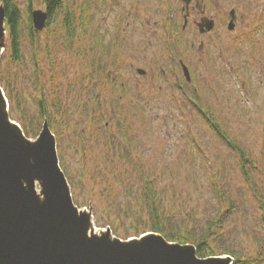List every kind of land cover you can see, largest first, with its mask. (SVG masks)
<instances>
[{"label":"rangeland","instance_id":"obj_1","mask_svg":"<svg viewBox=\"0 0 264 264\" xmlns=\"http://www.w3.org/2000/svg\"><path fill=\"white\" fill-rule=\"evenodd\" d=\"M18 1L27 15L28 0ZM39 1L34 0L33 8L46 10ZM92 2L94 26L81 39L78 51H64L59 30L53 26L40 31L37 57L26 43L23 59L16 62L10 56L7 33L0 41V79L13 91L9 99L3 87L11 118L18 123L21 118L17 98L28 113L36 110L40 82L49 94H60L68 106L65 123L59 121L56 137L60 166L67 171L75 205L89 209L99 229L108 230L111 227L107 224L108 215H117L109 200L129 202L128 198H133L129 211L138 212L141 186L133 171L140 160L156 176L165 192L167 211L181 224H200L215 215L220 202L207 180L212 169L219 170L220 180L228 185L231 195L235 198L239 195L242 201L240 211L225 225L222 235L227 244L235 242L244 255L250 251L255 256L259 250L254 238L261 237L264 231L256 195L240 170L236 153L219 140L191 100H200L204 110L213 112L240 144L257 156L260 168H253L252 176L264 194V0H212L213 11L222 12L220 25L207 36L203 51L199 50L198 42L191 46L190 39L195 38L192 35L181 49L194 69L193 84L197 87L194 91L193 85L186 90L173 82L171 67L169 77L153 68L158 62L168 66L170 47L164 45L165 23L173 12L176 14L185 7L183 0ZM233 7L238 14L235 30L227 26ZM99 28L106 38L113 40L105 54L89 40L91 32ZM148 38L154 43L146 49ZM46 39L50 41L51 52ZM172 50L180 49L173 45ZM137 67L146 69L148 74H139ZM93 108L95 114L86 112ZM124 130L131 141L129 161L115 154L110 143L123 141L125 147ZM197 148H203V152ZM193 168H200L197 172L201 173L195 180L187 172ZM177 169L182 172L176 173ZM117 176L130 181L132 197L127 194L125 199L118 193V187L104 192L106 187L117 184ZM35 188L41 191L38 179ZM111 231L112 237L127 239L124 234ZM141 235L131 238L140 239ZM255 264H264V260Z\"/></svg>","mask_w":264,"mask_h":264},{"label":"water","instance_id":"obj_2","mask_svg":"<svg viewBox=\"0 0 264 264\" xmlns=\"http://www.w3.org/2000/svg\"><path fill=\"white\" fill-rule=\"evenodd\" d=\"M235 10H232V14ZM229 28L234 29V16ZM48 11L34 9L32 21L43 30ZM207 30L214 26L206 23ZM6 35L0 5V41ZM1 46V43H0ZM191 79L187 66H184ZM41 181L42 200L35 180ZM26 182L27 184L25 185ZM90 214L75 205L60 166L56 136L47 120L30 139L11 118L0 79V264H232V256L200 257L193 244L150 232L123 240L89 235Z\"/></svg>","mask_w":264,"mask_h":264},{"label":"trees","instance_id":"obj_3","mask_svg":"<svg viewBox=\"0 0 264 264\" xmlns=\"http://www.w3.org/2000/svg\"><path fill=\"white\" fill-rule=\"evenodd\" d=\"M48 11L49 18L47 21V29H58V38L61 40V48L66 52H73L75 49L80 50L81 39L87 37L88 33L94 26V4L92 0H40ZM34 0L27 1L28 12L24 14L23 9L20 6L18 0H0L5 8V26L7 30V39L9 45V51L11 59L14 61H21L24 57V45L26 43L32 46L33 54L37 57V46L41 44V32L37 30L32 22V11ZM90 35V42L93 46H96L101 54H105L112 47V42H107L105 33L101 28L94 29ZM46 47L51 52L50 41L46 39ZM115 45V44H114ZM39 76V75H38ZM40 78V77H38ZM4 89L8 95V98H12V89L4 82ZM115 83V82H114ZM38 93L36 96V110L34 112H27L25 105L20 106V99L17 98L16 104L18 105L21 118L19 123L21 124L24 132L28 137H37L43 128L45 120L48 121L50 127L53 129L55 136L58 135V127L60 122L63 124L66 120V109L68 108L65 101L59 93L49 94L40 82L37 87ZM193 107L200 110L205 115L207 123L213 129L220 141L229 147L231 151L236 153L238 157L239 167L243 176L250 184L253 192L256 195L257 206L262 211V224L264 225V194L260 191L258 185L255 183L252 176L253 168L258 170L260 164L257 156L249 151L244 145L231 134L229 129L224 126L211 111H206L200 103V100H191ZM15 104V103H14ZM66 104V105H65ZM11 107V104H10ZM93 111H86L89 114H95V108ZM11 111V109H10ZM11 113V112H10ZM122 137L127 142L124 147L122 144H116L115 140H111V144L114 146V153H118L121 159L129 161L132 157L130 150V139L128 134L124 130ZM122 149V150H120ZM124 149V150H123ZM203 152V148L199 149ZM200 168L187 169V172L192 174L193 180L199 177L201 173ZM67 176V171H65ZM135 176H138L140 180L141 202L136 204L137 213L130 212L131 205L134 203L133 198H128L126 201L122 200H109L110 207L116 210V216L107 218V224L111 229L118 233L124 234V238H129L133 235L140 236L141 234L149 231L158 232L164 235L168 240L176 241L180 243L193 244L197 249V254L200 257H209L212 255L229 254L234 258L232 264H255L264 260V231L260 233L261 237H255L254 243L259 252L255 256L248 251L247 255L235 247V242L228 243L226 238L222 235V230L225 225H229L233 220L235 212L240 211L242 201L239 195H231L230 188L225 185L220 179L219 170L212 169L209 174L210 185L213 188L214 195L220 202L219 208L215 215H210L206 220L192 224H181L172 217L167 211L164 194L165 192L159 186L158 180L155 175H152L150 168L145 167L138 162L137 168L133 171ZM182 172L176 170V173ZM116 185H110L105 188L104 192L113 190L118 187L123 197L126 199L127 194L132 197L129 187V180L123 176L115 177ZM116 192V191H115ZM125 202V206H124ZM109 209V206H107ZM239 209V210H237ZM120 211V212H119ZM120 213V214H119ZM190 220V219H188ZM112 222L114 224L112 225ZM99 226H105L98 224ZM123 230V233H119ZM236 245H238L236 243Z\"/></svg>","mask_w":264,"mask_h":264},{"label":"flooded vegetation","instance_id":"obj_4","mask_svg":"<svg viewBox=\"0 0 264 264\" xmlns=\"http://www.w3.org/2000/svg\"><path fill=\"white\" fill-rule=\"evenodd\" d=\"M185 2V7L181 8L180 12L174 14V12L170 15L168 20L165 23V34L163 36L164 45L169 46V61L168 66L163 62H158L153 68H159L162 76L169 77V67L172 68L174 73L173 81L176 85H178L181 89H186L193 85V91L197 89V87L193 84L196 82L194 76L193 66L189 63L186 56L183 53L182 47L187 44L188 38L192 35L195 37L194 39H190L191 46L195 47L196 42H198L199 50L203 51L206 45V38L214 30L220 25L221 21L219 18L221 11L216 10L213 11L214 3L212 0H183ZM218 6V3L216 4ZM235 10L232 14V10ZM234 16V29L235 30L238 23V14L235 7L231 8L229 12V18L227 20V26L229 28V23ZM212 20L214 22V26L211 30H207L208 21ZM151 22L148 20V24ZM191 30V32H190ZM195 34V35H194ZM194 35V36H193ZM106 37V34H105ZM116 38V37H115ZM107 42H112V38H106ZM117 41V40H116ZM154 41L150 38L146 41V49L152 46ZM176 46L180 50L174 51L172 47ZM184 66H187L191 79L189 80ZM101 67V65L99 66ZM136 71L139 74L147 75L148 71L142 67H137ZM171 72V71H170ZM115 80V79H114ZM115 82V81H114ZM125 81L121 82V85L124 86Z\"/></svg>","mask_w":264,"mask_h":264},{"label":"bare ground","instance_id":"obj_5","mask_svg":"<svg viewBox=\"0 0 264 264\" xmlns=\"http://www.w3.org/2000/svg\"><path fill=\"white\" fill-rule=\"evenodd\" d=\"M24 183H25V185L27 184L26 182H24ZM38 192H39V195H40L39 197L43 200L44 199V195L41 193V191H38ZM105 233H107V229L106 230L105 229L103 230L101 228L100 229L97 228L93 217L90 216V225H89L88 234L89 235L95 234V235H99L100 236V235H103Z\"/></svg>","mask_w":264,"mask_h":264}]
</instances>
